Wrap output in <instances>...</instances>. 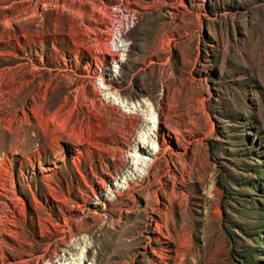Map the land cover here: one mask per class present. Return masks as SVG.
I'll list each match as a JSON object with an SVG mask.
<instances>
[{
    "label": "rangeland",
    "instance_id": "1",
    "mask_svg": "<svg viewBox=\"0 0 264 264\" xmlns=\"http://www.w3.org/2000/svg\"><path fill=\"white\" fill-rule=\"evenodd\" d=\"M0 264H264V0H0Z\"/></svg>",
    "mask_w": 264,
    "mask_h": 264
},
{
    "label": "bare ground",
    "instance_id": "2",
    "mask_svg": "<svg viewBox=\"0 0 264 264\" xmlns=\"http://www.w3.org/2000/svg\"><path fill=\"white\" fill-rule=\"evenodd\" d=\"M114 98H115V97H114ZM116 100H117V99H116ZM113 101H114V100H113ZM122 102H123V101H122ZM120 105L124 106V104H123V103H122V104H120ZM151 114H152V113H151ZM132 116H133V115H132ZM129 117H130V116H129ZM131 118H132V120H133V117H131ZM134 118H135V117H134ZM136 118H137V116H136ZM150 118H151V117H150ZM152 130H153V129H152ZM156 130H157V129H154V131H156ZM145 139H146V142H148L147 138H145ZM145 139H144V140H145ZM143 143H144V142H143ZM152 144H153V143H152ZM155 147H156V146H155V145H153V148H154V150H155ZM154 150H153V151H154ZM157 151H158V150H157ZM157 157H158V156H157ZM147 172H148V171H147ZM158 224H159V223H158Z\"/></svg>",
    "mask_w": 264,
    "mask_h": 264
}]
</instances>
